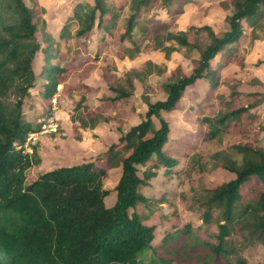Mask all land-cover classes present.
<instances>
[{
  "label": "trees",
  "instance_id": "16d2710c",
  "mask_svg": "<svg viewBox=\"0 0 264 264\" xmlns=\"http://www.w3.org/2000/svg\"><path fill=\"white\" fill-rule=\"evenodd\" d=\"M160 1L169 14L177 15L173 9L176 0ZM106 2L94 0V5L81 3L75 7L71 20L78 25L73 35L77 43L90 38L95 29L107 31L112 26L103 24L108 10L113 14L112 22L119 23V12L130 9L131 15L124 23L125 39L132 40L135 31L147 32L144 23L139 28L138 25L151 0H131L129 5L125 3L121 7H116L114 0L108 5ZM232 2L234 13L227 17L228 28L220 36L209 26L172 32L165 23L158 25L159 29L154 31L158 42L167 32V42H175L189 51L198 50L194 43L196 33L207 31L209 43L199 50L200 55L192 62L188 74H176L182 69L180 66L173 71V78L164 85L166 99L149 103L142 122L113 143L100 161L60 167L30 180L29 171L41 164L35 146L31 154L25 150L30 135L40 130L34 129L24 114L30 91L36 87L33 68L36 59L39 55L46 56L40 75L45 80L43 96L51 101L59 86L63 85L64 92L68 90L70 76L80 70L89 74L91 68L98 67L102 57L97 51L93 61L88 59L75 65L81 57L79 53L57 54L56 43L48 40L44 45L37 40V14L25 0H0V264H146L143 257L148 252L153 256L150 264H177L172 251L180 247L175 244L162 250L154 247V227L136 212L137 206L147 201L141 188L152 177L154 169H175L179 164L176 155L187 156L191 142H212L225 131L243 128L253 117L250 111L264 101L260 93L249 94L247 99L234 93L227 104L229 110L220 112L216 118L204 115L216 89L217 69L212 62L219 55L230 58L237 53L245 37L242 25L254 23L264 11V0ZM150 23L153 21L147 25ZM69 29L70 25L63 28L61 39H68ZM105 41L104 36L101 45ZM157 49H162L166 59L177 51L176 47L163 45ZM83 56H90L87 45ZM54 59L57 63L52 65ZM204 79H208L211 87L199 108L187 111L195 117V136H188L184 141L171 140L170 124L164 115L179 109L188 91ZM114 92L117 96L108 98L106 107L114 109L118 104H128L130 93L124 89ZM189 96L191 101L197 98L195 92ZM242 99L245 103L238 104ZM83 115L84 112L79 115L82 129L95 128L108 120L100 109L89 118ZM232 149L243 154L242 163L232 159L227 162L225 169L233 179L216 187L203 203V222L217 225L216 244L203 243V248L198 250L199 241L191 243V237L185 238L189 231L180 234L182 237L177 236V239H186L182 248L191 245L189 251L193 255L189 257H196L197 264H248L239 251L257 243L264 245V151L250 145H233ZM151 161L157 163L141 177V168H147ZM118 167L122 172L117 186L114 190L105 189L109 171ZM112 193L116 194L117 201L108 207L106 199ZM164 254L171 255L167 258Z\"/></svg>",
  "mask_w": 264,
  "mask_h": 264
},
{
  "label": "rangeland",
  "instance_id": "374dc122",
  "mask_svg": "<svg viewBox=\"0 0 264 264\" xmlns=\"http://www.w3.org/2000/svg\"><path fill=\"white\" fill-rule=\"evenodd\" d=\"M110 1L113 0H107L106 5ZM114 1L116 7L131 3V0ZM25 2L37 14V40L40 43L47 45L48 40L56 43L54 50L57 54L72 56L79 53L81 57L75 65H81L88 59L93 61L97 51L102 57L98 67L91 68L89 74L80 70L70 76L67 80L68 90L64 92L63 85L59 86L51 101L43 96L42 85L45 80L40 75L46 56L39 55L36 59L33 65L36 87L30 91L24 114L26 121L34 129L40 130L30 135L25 150L31 154L32 146H35L41 164L29 171L30 180L60 167L100 161L101 156L113 143L142 122L149 103L166 99L164 85L173 78V71L180 66L182 69L179 68L176 74L189 73L192 62L200 55L199 50L209 43L207 31L196 33L197 41L196 37L192 40L198 50L189 51L175 42H167V32L162 34L158 42L154 31L159 29V24L165 23L168 31L172 32L209 26L220 36L228 28L227 17L234 13L232 0H187L188 3L185 0H176L173 9L177 15L169 14L161 6L163 4L160 0H151L150 6L140 17L142 23L138 25L139 28L144 23L143 28L148 27L147 32L135 31L132 40L125 39L124 23L131 15L130 9L127 12H119V23L112 22L113 14L108 10L103 24L112 26H109L107 31L104 28L95 29L90 38L77 43L73 35L78 25L72 22L71 17L78 4L94 5V0ZM148 21L153 23L148 26ZM66 25H70L71 34L64 40L61 39V32ZM242 26L245 37L242 38L237 53L229 56L230 58L219 55L212 62V66L217 69L214 80L216 89L204 112L207 117L216 118L220 112L229 110L227 104L233 99L234 93L246 99L247 95L252 93L264 95V11L254 23L246 22ZM104 36L106 41L101 45ZM86 45L89 57L83 56ZM161 45L176 47L177 51L172 53L170 59H166L162 49H157ZM56 63V59L51 62L52 65ZM207 80L199 81L188 91L187 96L180 102L179 109L164 115L170 124L171 140L184 141L188 136H195V117L193 114H187V111L190 108H199V103L211 87ZM113 89H124L130 93L128 104H118L114 109L106 107L105 101L117 96ZM193 92L197 94V98L191 101L189 95ZM241 103H245V100L242 99L238 104ZM79 104L81 106L78 111ZM99 109L108 120L101 121L95 128L82 129L80 113L84 112L83 116L89 118ZM250 113L253 117L243 128L234 127L231 131H225L219 139L212 142H191V150L187 156L176 155L179 164L175 169L159 167L151 170L152 177L141 188V193L147 201L140 203L135 210L147 224L154 227V247L160 250L173 244L177 248L180 247V250L172 251L177 264L199 263L196 257H189L193 255L189 251L191 245L182 248V244L186 242L185 238L191 237V243L199 241L198 250L203 248V243L215 245L217 242V225L203 222V203L211 191L233 179L234 176L225 169L227 162L232 159L242 163L243 154L233 150L232 146L250 145L264 151V101ZM156 163L157 161L149 162L147 168H141L139 175L143 177L144 171L150 170ZM121 172L120 167L109 171V177L104 181L105 189L114 190ZM116 201L117 196L112 193L106 199V204L112 207ZM187 231L189 236L177 239L178 235ZM196 251L195 255L198 256ZM168 255L163 256L168 258ZM239 255L245 258L248 264H264V245L257 243L247 246L239 251ZM152 259L151 252L143 257L146 264H150Z\"/></svg>",
  "mask_w": 264,
  "mask_h": 264
}]
</instances>
